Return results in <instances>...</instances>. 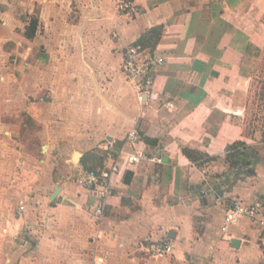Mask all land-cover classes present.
Wrapping results in <instances>:
<instances>
[{"label":"crops","instance_id":"0c3cea01","mask_svg":"<svg viewBox=\"0 0 264 264\" xmlns=\"http://www.w3.org/2000/svg\"><path fill=\"white\" fill-rule=\"evenodd\" d=\"M121 1L0 0V264H264V226L222 230L228 200L264 203V126L250 111L264 107V0H133L136 14ZM155 26L164 61L140 102L120 67ZM131 129L149 159L121 165L96 218L75 179L106 149L132 150ZM235 142L248 150L231 166ZM165 239L172 251L154 257Z\"/></svg>","mask_w":264,"mask_h":264},{"label":"built area","instance_id":"2783aa9c","mask_svg":"<svg viewBox=\"0 0 264 264\" xmlns=\"http://www.w3.org/2000/svg\"><path fill=\"white\" fill-rule=\"evenodd\" d=\"M118 9L126 14L138 13V8L133 0L121 1ZM163 61L161 55L148 47H143L138 43L127 46L120 70L132 85L140 102L143 101V97L156 96L154 73L156 67ZM141 140L137 130L131 129L127 134L126 143L132 150H121L117 155H113L106 149L105 160L101 167L82 170L77 175L76 184L94 195L95 200L92 208L94 217L100 218L103 215L107 200L113 195V176L118 173L121 165H133L149 159L143 151L135 149L136 144ZM19 209L23 210L24 206L20 205ZM242 219L249 220L257 226H264L263 201L257 199L246 203L239 198L228 200L224 204L222 230H226L228 226L234 225ZM172 246L171 240L165 239L153 243L150 251L154 257H163L172 251Z\"/></svg>","mask_w":264,"mask_h":264},{"label":"trees","instance_id":"16d2710c","mask_svg":"<svg viewBox=\"0 0 264 264\" xmlns=\"http://www.w3.org/2000/svg\"><path fill=\"white\" fill-rule=\"evenodd\" d=\"M39 22L36 16H31L29 18L28 25L25 28L24 35L31 39L34 37L36 30L38 28ZM162 27L155 26L152 27L149 31L143 34L139 40L138 44L142 45L143 47H148L150 49H154L157 42L160 39ZM264 97V82L262 86ZM244 150H248L247 145L244 142H235L230 146L228 153L226 154V160L230 162L231 166H236L239 163V160H244ZM182 153L192 162L199 163L200 160L203 159H211L206 154L201 153L198 150H193L188 147L182 148ZM239 158V159H238Z\"/></svg>","mask_w":264,"mask_h":264},{"label":"rangeland","instance_id":"374dc122","mask_svg":"<svg viewBox=\"0 0 264 264\" xmlns=\"http://www.w3.org/2000/svg\"><path fill=\"white\" fill-rule=\"evenodd\" d=\"M263 92H260V96L258 98L259 104L264 106V97L262 96ZM250 111L252 113L251 119L256 123L255 126L260 127L264 126V107L251 105Z\"/></svg>","mask_w":264,"mask_h":264},{"label":"water","instance_id":"95a60500","mask_svg":"<svg viewBox=\"0 0 264 264\" xmlns=\"http://www.w3.org/2000/svg\"><path fill=\"white\" fill-rule=\"evenodd\" d=\"M77 157H78V153H75L74 154V157H73V160L74 161H76L77 160ZM59 191H60V188L58 187V186H56L55 188H54V191H53V193L51 194V196H50V198H49V200L51 201V202H53L54 201V199H55V197L57 196V194L59 193ZM171 233V232H170ZM170 233L168 234V236L169 237H174V235H170ZM234 243H238V241L237 240H232V245L234 244Z\"/></svg>","mask_w":264,"mask_h":264}]
</instances>
